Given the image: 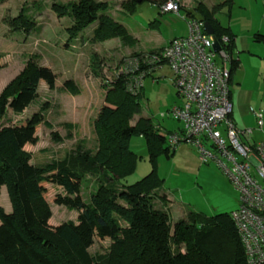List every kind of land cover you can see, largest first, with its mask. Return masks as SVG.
<instances>
[{
	"label": "trees",
	"instance_id": "obj_1",
	"mask_svg": "<svg viewBox=\"0 0 264 264\" xmlns=\"http://www.w3.org/2000/svg\"><path fill=\"white\" fill-rule=\"evenodd\" d=\"M4 1L0 0V4ZM140 2L127 0L123 7L131 13ZM225 3L231 4V0H223L211 9L199 3L194 12L186 11V14L208 21L218 39L227 35L226 48L232 54L235 34L229 27H223L215 16L219 5ZM53 10L58 16L73 20L68 28L71 39L96 22L91 33L93 42L119 38L121 44L129 48L137 45V39L108 13L106 1H55ZM26 13L23 9L12 24L30 27ZM253 39L264 44L263 33H254ZM141 52L144 51L136 50L132 55ZM1 57L0 51V69L3 67ZM238 64V58L231 56V76ZM101 67V58L93 54L91 72L96 77L101 76L105 89L104 104L93 121L95 149L87 148L84 140H78L65 157L52 159L44 165L33 163L25 146L38 142L40 124L51 129L54 141L62 140L46 118L47 102L22 123L6 125L3 119L9 110L20 114L35 102L41 81L53 89L56 74L51 67L31 59L1 93L0 194L5 185L12 211L6 212L0 205V264H246L230 213L206 216L188 210L185 217L172 224L168 208L157 206V202L163 207L168 202L166 194L159 193L163 179L156 172V157L173 154L175 148L166 141L170 132L162 133L149 116H139L131 124L142 109L141 89L135 94L126 91L127 76L124 74L104 82ZM62 87L72 95L80 93L79 86L71 78L66 79ZM63 125L64 138H72L76 124L64 122ZM133 135L145 140L155 168L132 184L120 185L119 179L131 173L138 161L129 145ZM86 177L93 178L97 184L88 201L81 197L82 181ZM49 183L63 189L54 201L76 209V222L68 220L56 226L49 223L52 216L46 199ZM94 236L110 240L106 252L92 255L88 251Z\"/></svg>",
	"mask_w": 264,
	"mask_h": 264
},
{
	"label": "rangeland",
	"instance_id": "obj_2",
	"mask_svg": "<svg viewBox=\"0 0 264 264\" xmlns=\"http://www.w3.org/2000/svg\"><path fill=\"white\" fill-rule=\"evenodd\" d=\"M55 1L68 2L72 0H5L0 4V51L2 53L0 69V95L6 86L26 67L31 59L39 64L49 66L56 74V88L51 89L45 81L39 85V97L23 113L15 114L11 110L4 117L6 125L22 123L47 102L46 118L62 137L60 142L53 140L51 129L40 124L36 144H27L25 150L32 155V162L44 165L52 159H61L75 147L78 140H84L87 148L95 149L97 145L93 121L100 105L104 102L105 89L101 76H94L90 69V58L97 54L102 61L101 74L106 76L116 72L124 57L132 55L134 48L121 44L119 38H111L101 42H93L91 33L96 22L82 30L78 36L70 38L68 28L73 20L67 16H58L53 10ZM109 4L108 13L122 23L129 34L137 38L136 48L149 50L177 36L188 33L186 11H193L199 3L211 9L223 0H178V14L162 13L158 3L166 0H143L137 3L133 12L123 7L127 0H99ZM158 2V3H157ZM184 4V6H182ZM23 9L29 15L30 27L12 24ZM197 16V14H195ZM215 16L223 27H232L235 34V45L232 48L234 58L239 64L232 74L230 90L232 93L245 94L249 102L241 104L234 101L231 115L236 127L240 130L252 129L250 139L264 140V44L256 42L253 35L256 32L264 34V0H231V4L219 5ZM230 53V52H229ZM219 60L221 58L218 57ZM165 78L153 84L151 75L142 79L140 102L141 112L130 121L131 124L139 116L152 117L162 133L175 129L182 123L174 119L169 110L179 103L173 87L172 72L167 64L160 66ZM155 72V73H156ZM166 75V76H165ZM73 79L79 86L80 93L72 95L63 89L66 79ZM154 79V78H153ZM171 85L166 86L163 83ZM175 100V101H174ZM176 103H174V102ZM231 101V97H230ZM174 103L171 105V103ZM232 103V102H231ZM251 109L263 113L262 130L256 129V119ZM231 116V117H232ZM64 122L76 124L72 138H64L66 129ZM130 149L138 156L134 170L126 177L119 179L120 185L136 182L146 175L155 165L149 158L145 140L139 135L130 139ZM156 172L163 179L159 193H166L170 199L163 207L173 224L185 217L188 210L199 211L206 216L220 213H230L239 204V192L231 181L214 162L203 163L199 159L197 148L188 142L179 143L173 154L166 157L160 154L156 157ZM46 199L52 210L49 220L53 226L64 221H77L78 211L64 205L56 204L54 199L63 189L52 183L46 185ZM97 184L93 178L86 177L82 181L81 197L88 201ZM0 205L6 212L12 211V203L8 190L4 185L0 194ZM110 240L94 236L88 251L94 255L108 250Z\"/></svg>",
	"mask_w": 264,
	"mask_h": 264
},
{
	"label": "built area",
	"instance_id": "obj_3",
	"mask_svg": "<svg viewBox=\"0 0 264 264\" xmlns=\"http://www.w3.org/2000/svg\"><path fill=\"white\" fill-rule=\"evenodd\" d=\"M159 10L178 14L180 3L166 0ZM187 27V35L172 38L162 48L124 57L116 72L104 76V82L124 74L126 91L135 94L145 76L167 64L180 100L169 112L182 123L179 131L166 135L167 144L176 148L181 142L192 143L203 163L214 161L221 168L239 192L238 207L230 217L246 264H264V140L252 141V129H238L231 117L229 37L217 38L220 49L214 50L202 19L188 16ZM253 113L256 129L262 130V111Z\"/></svg>",
	"mask_w": 264,
	"mask_h": 264
},
{
	"label": "crops",
	"instance_id": "obj_4",
	"mask_svg": "<svg viewBox=\"0 0 264 264\" xmlns=\"http://www.w3.org/2000/svg\"><path fill=\"white\" fill-rule=\"evenodd\" d=\"M182 6H184V4H182ZM182 8H185V7H181L180 9H182ZM162 13H165V12H162ZM221 23V22H220ZM230 29H231V31L233 32V30H232V27H229ZM234 33V32H233ZM175 37H177V36H175ZM174 38V37H173ZM137 39V38H136ZM171 39H169L168 41H166V42H164V43H161V44H158L157 46H155V47H153V48H151V49H149V50H143V49H138V48H134V51H136V50H138V51H151V50H155V49H159V48H162V47H164L169 41H170ZM163 70V68H160L159 67V69L157 70V71H162ZM156 71H154L153 73H152V75H151V78H152V80H154V81H151L153 84H155V83H157L158 81H159V79H161V78H165L164 77V74H161L160 75V73H155ZM166 76V75H165ZM154 78V79H153ZM173 80V76H172V79H170V81H172ZM231 81H232V76H231ZM173 82V81H172ZM41 83V82H40ZM60 85H62V84H60ZM163 85H166V86H168L169 87V85H171V84H169V83H163ZM57 86H59L58 84H55V87L54 88H56ZM173 87H174V85H173ZM175 88V87H174ZM142 91V90H141ZM68 92V91H67ZM69 93V92H68ZM142 93V92H141ZM175 94H176V89H175ZM236 94H237V91L235 90L234 91V93H232L231 92V90H230V97H231V104H232V111H233V104H234V101L236 100V102H237V104L238 103H240V105L241 104H244L246 101L247 102H249L250 101V98L249 99H247V96L245 95V94H238V97L237 98H235V96H236ZM176 96H177V94H176ZM178 98V97H177ZM179 99V98H178ZM175 101V100H174ZM173 101V102H174ZM171 103V105L172 104H174V103H176V102H174V103ZM102 104H104V102L102 103ZM101 104V105H102ZM100 105V106H101ZM100 108V107H99ZM170 109V108H169ZM169 109H167V111L169 110ZM251 111H252V113H253V109H251ZM97 114V113H96ZM253 115H254V113H253ZM232 116V115H231ZM96 117V116H95ZM232 119H234V117L232 116ZM235 120V119H234ZM234 122V121H233ZM72 123V122H71ZM73 124H75V123H73ZM234 124H235V122H234ZM236 125V124H235ZM182 127H180L179 125H177V127L175 128V129H172V130H168L167 132H175V131H179L180 129H181ZM253 141V140H252ZM263 141V140H262ZM166 194V193H165ZM166 196H167V200H170L171 201V199H170V197L166 194ZM51 224V223H50ZM52 225V224H51ZM53 226V225H52Z\"/></svg>",
	"mask_w": 264,
	"mask_h": 264
},
{
	"label": "water",
	"instance_id": "obj_5",
	"mask_svg": "<svg viewBox=\"0 0 264 264\" xmlns=\"http://www.w3.org/2000/svg\"><path fill=\"white\" fill-rule=\"evenodd\" d=\"M138 1L140 2L141 0H138ZM204 28H205L207 34H211L212 35L214 50H219L220 49V44L218 42V39H217L216 35L214 34L213 27L211 26V24L208 21L204 22Z\"/></svg>",
	"mask_w": 264,
	"mask_h": 264
}]
</instances>
